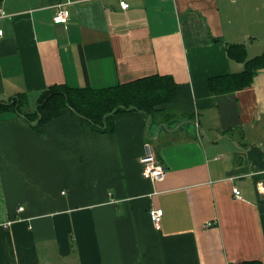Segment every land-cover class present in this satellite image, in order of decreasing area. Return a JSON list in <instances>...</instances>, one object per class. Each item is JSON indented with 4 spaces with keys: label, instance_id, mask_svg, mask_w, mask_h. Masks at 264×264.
I'll list each match as a JSON object with an SVG mask.
<instances>
[{
    "label": "crops",
    "instance_id": "1",
    "mask_svg": "<svg viewBox=\"0 0 264 264\" xmlns=\"http://www.w3.org/2000/svg\"><path fill=\"white\" fill-rule=\"evenodd\" d=\"M64 1L0 0V102L23 94L33 111L56 84L152 74L177 94L154 115L115 114L108 132L70 110L40 131L1 113L0 264H264V68L231 92L208 82L242 69L229 44L264 51V0H74L55 23ZM147 140L163 180L142 174Z\"/></svg>",
    "mask_w": 264,
    "mask_h": 264
},
{
    "label": "trees",
    "instance_id": "2",
    "mask_svg": "<svg viewBox=\"0 0 264 264\" xmlns=\"http://www.w3.org/2000/svg\"><path fill=\"white\" fill-rule=\"evenodd\" d=\"M231 58L243 64L238 72L209 78V87L217 93L231 92L250 85L255 75L264 68V51L248 58L245 44L228 45ZM177 94V83L169 75L152 74L128 82L102 88L75 87L56 84L44 90L35 110H26L23 94L9 102H0V114L16 111L37 131L46 123L70 110L82 125L99 132L113 130V117L125 110H140L154 115L171 102ZM237 264H263L261 260H244Z\"/></svg>",
    "mask_w": 264,
    "mask_h": 264
},
{
    "label": "built area",
    "instance_id": "3",
    "mask_svg": "<svg viewBox=\"0 0 264 264\" xmlns=\"http://www.w3.org/2000/svg\"><path fill=\"white\" fill-rule=\"evenodd\" d=\"M74 0H66L56 5V11L53 15V21L55 23H66L69 19L70 13L68 8L66 7L69 3H72ZM123 8L129 7V3L123 1L122 2ZM0 15L7 16L10 15L5 12L2 8H0ZM3 34V30H0V37ZM145 152L142 155L140 161L142 164V174L145 177H148L152 180H163L167 174L166 167L160 162L158 159L156 152L154 150L153 144L150 140H147L144 143ZM260 192L264 193V183H260L258 186ZM233 193L237 198H243L242 192L240 188L237 186L233 187ZM24 206H19L18 210H23ZM150 217L153 223L160 227L162 222V218L164 215V210L161 207H152L150 208ZM12 222L8 221L5 222V226H9Z\"/></svg>",
    "mask_w": 264,
    "mask_h": 264
},
{
    "label": "water",
    "instance_id": "4",
    "mask_svg": "<svg viewBox=\"0 0 264 264\" xmlns=\"http://www.w3.org/2000/svg\"><path fill=\"white\" fill-rule=\"evenodd\" d=\"M201 132L204 134V131L203 130H201ZM205 136H206V134H205Z\"/></svg>",
    "mask_w": 264,
    "mask_h": 264
}]
</instances>
